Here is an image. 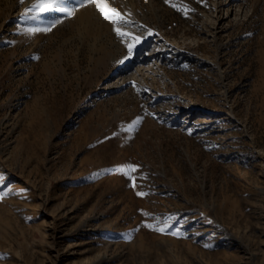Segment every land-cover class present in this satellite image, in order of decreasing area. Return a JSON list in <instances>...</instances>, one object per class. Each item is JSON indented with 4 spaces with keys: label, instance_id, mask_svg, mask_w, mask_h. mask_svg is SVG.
Segmentation results:
<instances>
[{
    "label": "rangeland",
    "instance_id": "obj_1",
    "mask_svg": "<svg viewBox=\"0 0 264 264\" xmlns=\"http://www.w3.org/2000/svg\"><path fill=\"white\" fill-rule=\"evenodd\" d=\"M33 3L0 0V264H264V0H108L131 59Z\"/></svg>",
    "mask_w": 264,
    "mask_h": 264
},
{
    "label": "snow or ice",
    "instance_id": "obj_2",
    "mask_svg": "<svg viewBox=\"0 0 264 264\" xmlns=\"http://www.w3.org/2000/svg\"><path fill=\"white\" fill-rule=\"evenodd\" d=\"M24 2L25 0H20L21 4ZM165 2L169 3L172 7H176V5L170 3V0H165ZM87 7H94L100 18L106 22H109L113 26V31L117 39L123 43L127 49L125 59H131L137 51V46L142 43L143 37L134 35L131 32L125 30L132 26V22L124 18V15L127 14L122 15L115 8L109 7L108 0H36V3L31 4V7L25 11L24 15L28 16V18L33 21L39 20L41 16L51 13H60L64 19H70L73 18L79 10ZM177 10L184 12L187 11L186 8H179ZM61 22L63 21L60 18L51 19L43 28H29L26 31L30 34L47 33ZM151 34L152 33L149 30L148 35ZM123 62L124 61H121V63ZM139 123L140 120L137 119L134 122L133 127ZM118 171H120L124 176L132 181L131 186L133 188L137 186L135 183V178L131 175V173L137 171L136 166L128 165L126 168H121ZM137 195L144 196L145 193L137 192ZM166 227L167 225H165V227L153 228V230L163 233L165 232ZM172 234L178 235L177 233ZM205 247H208V245H205Z\"/></svg>",
    "mask_w": 264,
    "mask_h": 264
},
{
    "label": "bare ground",
    "instance_id": "obj_3",
    "mask_svg": "<svg viewBox=\"0 0 264 264\" xmlns=\"http://www.w3.org/2000/svg\"><path fill=\"white\" fill-rule=\"evenodd\" d=\"M48 15H50V14H48Z\"/></svg>",
    "mask_w": 264,
    "mask_h": 264
}]
</instances>
